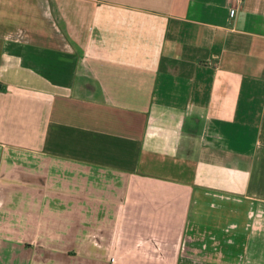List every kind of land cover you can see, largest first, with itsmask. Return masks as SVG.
Returning <instances> with one entry per match:
<instances>
[{
    "label": "crops",
    "instance_id": "crops-1",
    "mask_svg": "<svg viewBox=\"0 0 264 264\" xmlns=\"http://www.w3.org/2000/svg\"><path fill=\"white\" fill-rule=\"evenodd\" d=\"M0 264H264V0H0Z\"/></svg>",
    "mask_w": 264,
    "mask_h": 264
}]
</instances>
